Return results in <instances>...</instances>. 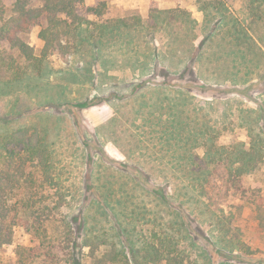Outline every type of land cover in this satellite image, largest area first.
Here are the masks:
<instances>
[{"label":"rangeland","instance_id":"1","mask_svg":"<svg viewBox=\"0 0 264 264\" xmlns=\"http://www.w3.org/2000/svg\"><path fill=\"white\" fill-rule=\"evenodd\" d=\"M211 1H180L177 8L183 9L187 21L173 25V12H164L165 19L158 26L149 24L153 11L160 9L155 3L150 10L118 12L111 0L85 1L97 6L99 13L89 14L88 22L81 26L66 17L68 23L58 26L44 59L42 75H27L12 85L0 84V136L9 129L42 126L47 129L48 142H54L53 160L60 184L38 187L34 194L39 198L56 188L67 194L70 200L64 212L75 215L74 248L82 262L91 260L87 256L90 249L81 248L84 231L79 215L97 193L91 177H119L117 181H122L115 169L119 167L157 188L166 176L173 175L170 165H159L166 154L163 162L171 156L158 142H175V87L188 88L194 94L192 103L180 109L186 119L219 126L220 143L249 145V130L246 124L241 125L245 119L254 127L259 116L258 124L264 127V5L261 19L252 11L250 0ZM242 29L254 42L237 44L236 31ZM40 30L41 26H36L22 37L41 57L45 40ZM248 48L253 52L248 54ZM17 56L15 50L0 46V80L10 79L17 69L11 65ZM186 64L197 72V78L193 74L180 76ZM197 152L202 154V148ZM145 176L150 178L148 182ZM170 187L173 191V185ZM153 207L147 202V208ZM188 207L184 209L190 214L187 220L193 234L213 264H264V158L257 171L229 184V195L220 205L223 211L216 209L225 215L224 224L230 231L219 232L207 221L209 215L199 224V209ZM46 216L42 214V218ZM57 219L60 223V214ZM52 236L57 240L46 243L50 250L60 240L56 232ZM39 244L18 223L13 241L0 246V264H22L18 248ZM57 250L47 254L42 264H70L65 263L68 253ZM26 254L32 257L35 253L29 250ZM186 254L188 263L198 257L207 264L204 254L196 256L191 250ZM40 258L36 257L34 264H39Z\"/></svg>","mask_w":264,"mask_h":264},{"label":"trees","instance_id":"2","mask_svg":"<svg viewBox=\"0 0 264 264\" xmlns=\"http://www.w3.org/2000/svg\"><path fill=\"white\" fill-rule=\"evenodd\" d=\"M250 1L252 11L262 19L264 0ZM211 2L217 4L218 0ZM181 11L182 8L173 11L157 8L149 24H162L164 12H173V25L187 21L185 12ZM91 13L98 14L99 9L95 5H86L85 0H0V46L6 45L18 53L11 63L17 69L8 81L0 80V84L12 85L27 75H42L43 62L52 49L58 26L68 23V18H73L77 26H81L88 22ZM36 26H41L40 37L45 40L41 57L22 37ZM242 30L236 31L239 32L237 44L254 42L252 36ZM247 52H253V48H248ZM183 68L185 72L180 74L181 77L193 74L197 78L192 67L186 64ZM173 91L178 93L176 98L173 97L175 142H158L167 147L166 152L171 156L168 162H163L166 154L159 165H170L173 175L166 176L157 188L148 186L140 176L119 167L115 169L123 177L122 181H117L119 177L115 180L91 177L97 193L79 212L84 231L81 248L90 249L87 256L91 260L87 263L76 256L74 244L77 243L72 227L75 215L64 212L70 200L67 194L59 188L55 192L49 190L39 198L34 194L38 187L60 184L56 161L53 160L54 142H48L47 129L26 126L9 129L7 134L0 136V246L13 241L14 227L21 223L40 241L36 247L18 248L22 264H34L36 257H41L39 264H42L54 248L59 249L57 252L68 253L70 258L65 263L70 264H202L198 257L188 263L186 253L189 250L194 254L198 251L196 256L204 254L203 262L213 264L205 248L196 240L187 220L190 214L184 206L199 209L197 217L202 216L198 218L199 224L203 216L209 215L207 221H211L219 232L230 231L231 228L224 224L225 215L219 213L223 211L220 205L229 195L231 182L259 169L264 158V127L258 124L259 116L254 127L245 119L241 125L246 124L249 130V145L241 141L220 143L219 126L209 122H190L180 110L192 103L194 94L191 90L175 87ZM199 147L202 154L197 152ZM145 177L148 182L150 178ZM171 185L173 191H170ZM149 201L153 208H147ZM42 214H46V218H42ZM59 214L61 220L56 223ZM54 232L60 240L50 250L46 243L56 242L52 236ZM29 250L35 256L27 255ZM219 264L237 263L224 261Z\"/></svg>","mask_w":264,"mask_h":264},{"label":"crops","instance_id":"3","mask_svg":"<svg viewBox=\"0 0 264 264\" xmlns=\"http://www.w3.org/2000/svg\"><path fill=\"white\" fill-rule=\"evenodd\" d=\"M87 4H93L94 0H85ZM114 7L117 9L132 10H150L151 4H157L160 9H172L179 6L180 1L186 3V0H111ZM184 3V4H185ZM118 11V10H117ZM119 12V11H118Z\"/></svg>","mask_w":264,"mask_h":264}]
</instances>
